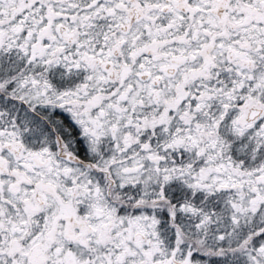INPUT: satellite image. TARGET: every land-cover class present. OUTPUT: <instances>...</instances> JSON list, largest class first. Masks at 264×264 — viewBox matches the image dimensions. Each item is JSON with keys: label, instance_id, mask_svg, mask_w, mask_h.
Masks as SVG:
<instances>
[{"label": "snow or ice", "instance_id": "snow-or-ice-1", "mask_svg": "<svg viewBox=\"0 0 264 264\" xmlns=\"http://www.w3.org/2000/svg\"><path fill=\"white\" fill-rule=\"evenodd\" d=\"M0 264H264V0H0Z\"/></svg>", "mask_w": 264, "mask_h": 264}]
</instances>
